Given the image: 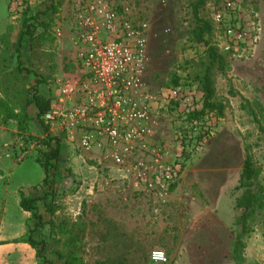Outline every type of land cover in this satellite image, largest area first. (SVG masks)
Returning <instances> with one entry per match:
<instances>
[{"label":"rangeland","instance_id":"obj_1","mask_svg":"<svg viewBox=\"0 0 264 264\" xmlns=\"http://www.w3.org/2000/svg\"><path fill=\"white\" fill-rule=\"evenodd\" d=\"M85 1L64 0L52 16L50 35L53 43L47 44L45 51L53 54V63L45 61L46 68L42 71L51 72L55 78L75 71L71 34L77 23L78 8ZM103 1L133 25L146 24L148 61L145 83L150 90L162 96L167 92L169 74L178 69V74L184 77L189 70L183 71L182 68L203 50L202 45L186 42L187 25L180 1ZM48 5L49 0H21L17 16L12 17L10 0H0V64L1 59L6 58L14 65L8 58L12 51L9 47L23 10L28 9L31 14L37 12L40 20L47 21L51 16ZM240 9L242 17L249 23L248 43L241 44L239 51L231 56L227 73L215 76V89L225 106L224 113L218 120L213 119L216 124L211 127L209 138L202 141L187 159L181 158L185 165L180 178L158 203L144 194L132 192L115 166L103 161L98 163L74 145L62 143L54 179L55 199L61 206L57 214L73 217L85 205L87 216L95 219L92 206L100 205L104 214L132 229L141 240L146 254L144 258L137 259L136 264H236L230 259V247L239 230L236 219L241 210L234 205L239 194L234 186L246 147L254 164L261 169L260 182L264 184V134L258 130L243 101L249 102L264 126V0H241ZM217 29V40L221 44L224 38L218 26ZM24 42L22 60L26 64L29 54L27 38ZM51 64L54 67L50 70ZM199 96L195 92L196 100ZM160 105L158 101L156 133L159 141L165 144L167 160L173 161L182 150L174 134L175 113H169L165 105ZM195 134L196 131L190 132L192 138ZM44 139L36 120L25 130H18L14 121L0 124V212L4 206L6 215H15L17 198L37 193L43 171L36 158L46 149L40 141ZM191 148L192 145L189 146ZM21 160L22 165H15ZM21 182L25 187L15 192L13 188ZM29 185L31 187H26ZM40 212L43 220L47 221L49 216L42 207ZM263 214L256 216L251 231L243 236V264H264ZM29 217L30 223L25 225L20 222L6 224L0 236L25 235L34 221L31 213ZM220 221L225 227L217 232L216 225ZM47 231L48 228L41 235L49 243ZM220 235L224 250L218 256L209 255L210 238L217 239ZM153 249L163 250L167 261H151L149 254ZM47 256L53 264H60L50 254Z\"/></svg>","mask_w":264,"mask_h":264},{"label":"trees","instance_id":"obj_2","mask_svg":"<svg viewBox=\"0 0 264 264\" xmlns=\"http://www.w3.org/2000/svg\"><path fill=\"white\" fill-rule=\"evenodd\" d=\"M64 0H49L47 10L51 16L47 21L40 20L37 12L31 14L23 10L16 35L10 45L11 54L8 58L14 65L1 59L0 64V124L14 121L18 130H25L29 121L38 122L45 134L43 115L48 110L50 92L55 80L51 72H43L45 61L53 63V54L46 53L47 44L53 43L51 26L53 17ZM183 9V20L187 25L186 42L202 45L201 53L188 60L185 76L173 70L168 77L167 86L182 85L194 87L199 93V100L194 98L191 108H184L177 103L165 105L168 112L175 115L173 122L175 139L182 148L181 157L187 159L192 151L210 136L213 119L218 120L224 113V104L219 99L215 89V76L225 74L230 69L229 62L232 52L225 51L217 40V26L213 12L222 0H179ZM27 38L29 54L22 60V48ZM54 67V64L50 66ZM39 68L41 70H39ZM32 77V79H31ZM44 87V88H43ZM258 130L264 134V126L257 112L243 99ZM33 116V117H32ZM215 122V121H214ZM191 131H196L193 138ZM40 140L46 149L40 152L36 161L41 166L44 176L37 186L36 194L21 195L19 205L24 211L31 213L34 219L33 228H29L26 236L19 238L36 250L38 264H52V259L46 258L43 250L48 245L49 253L60 264H136L137 259L145 257V249L134 231L103 213L100 205L94 204L95 219L87 216L85 205L75 216L57 214L61 206L56 202V187L54 179L57 173V163L60 158L61 138L44 135ZM192 148L189 149V146ZM42 149V148H41ZM182 160V169L185 161ZM261 169L257 167L247 150L238 174L235 191V208L241 210L236 219L237 230L230 247V259L236 264L244 263V241L258 214L264 213V184L260 182ZM177 182V181H176ZM173 183L169 190L175 187ZM42 207L49 216L43 220L40 212ZM264 221V214H263ZM47 227L46 238H33V231Z\"/></svg>","mask_w":264,"mask_h":264},{"label":"built area","instance_id":"obj_3","mask_svg":"<svg viewBox=\"0 0 264 264\" xmlns=\"http://www.w3.org/2000/svg\"><path fill=\"white\" fill-rule=\"evenodd\" d=\"M20 2L10 0L12 17ZM240 4L241 0H222L213 12L224 38L219 46L232 55L249 38ZM78 10L71 34L75 71L54 80L43 115L44 135L61 138L89 159L111 162L124 170L137 190L159 201L180 178L182 150L169 161L161 147L149 144L157 126L158 101L160 106L177 103L191 108L194 87H169L162 96L150 90L145 83L146 24L133 25L103 0H86ZM149 256L155 263L167 261L161 249L151 250Z\"/></svg>","mask_w":264,"mask_h":264},{"label":"crops","instance_id":"obj_4","mask_svg":"<svg viewBox=\"0 0 264 264\" xmlns=\"http://www.w3.org/2000/svg\"><path fill=\"white\" fill-rule=\"evenodd\" d=\"M23 48H24V46H23ZM31 122H34V119L29 121L30 125H31ZM158 137H159L158 133H156V129H155L153 136L149 139V144L150 145L155 144L156 147H161L162 153H165L167 151L166 149H164L165 144L162 143L161 141H159ZM165 155H166V153H165ZM22 162L23 161L21 160L20 163H16L15 165L20 166V165H22ZM101 162L102 161H98V163H101ZM37 164L39 165L38 162H37ZM108 164H111V165L116 167V170L121 173L120 174L121 177L124 178L125 182L128 184V188L132 192H137L141 196H143V194H144V196H146L148 199H151L143 191L136 189L135 182L129 176H127L124 173V170L118 168L116 165L112 164L111 162H108ZM14 167L15 166L12 167V169L10 171V175H12V170ZM39 167L41 168L40 165H39ZM43 176H44V173H43ZM42 179L38 183H41ZM24 185H25V183L21 182L16 187H14L13 190L15 192H17L18 189L24 188L25 187ZM26 187H31V185L26 186ZM138 188L141 189L142 186H138ZM19 201H20V196L17 198V201H16L17 210H16L15 215H11V214L6 215L4 212V206L1 207L2 212H0V213H2V215L0 216V233L3 231L2 229H4L6 224L9 225L11 223L20 222L21 224L25 225V223H30V217H29L30 212L22 210L20 208ZM154 201L156 203L159 202L156 199ZM31 223H32V221H31ZM33 225H34V221H33L32 225H30L26 229V233H27L29 228H33ZM216 227L218 230L217 232H219V231H222L221 229H222V227H225V225H223V222L220 221V224L216 225ZM45 229H47V227L37 228L36 230H34L33 231V238H35V239L44 238L45 239L46 237L41 235V232H43ZM26 233H25V235H23L24 233L20 234L23 236L13 234L7 238H3L2 236H0V264H38V260L36 258V250L33 247H31L28 243L19 240V238L25 237ZM210 241H211V242H209L210 251L208 252V254L212 255V256H218L224 250V245H223L224 243H223L222 235H220V237H218L217 239L214 237H211ZM43 254L46 256V258L51 259V258H49V256H47L50 254L49 250H47V247L44 248ZM51 257L53 258L52 255H51Z\"/></svg>","mask_w":264,"mask_h":264}]
</instances>
